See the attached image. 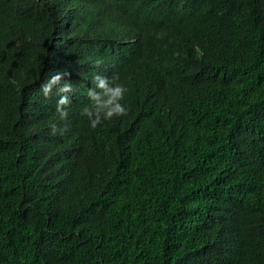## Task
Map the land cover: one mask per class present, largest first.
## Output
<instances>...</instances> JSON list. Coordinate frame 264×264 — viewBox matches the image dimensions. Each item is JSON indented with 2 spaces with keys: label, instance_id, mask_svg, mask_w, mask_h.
Returning a JSON list of instances; mask_svg holds the SVG:
<instances>
[{
  "label": "trees",
  "instance_id": "16d2710c",
  "mask_svg": "<svg viewBox=\"0 0 264 264\" xmlns=\"http://www.w3.org/2000/svg\"><path fill=\"white\" fill-rule=\"evenodd\" d=\"M0 264H264V0H0Z\"/></svg>",
  "mask_w": 264,
  "mask_h": 264
}]
</instances>
